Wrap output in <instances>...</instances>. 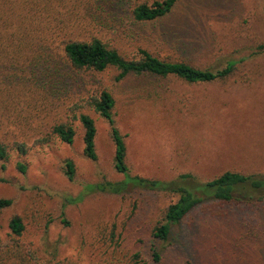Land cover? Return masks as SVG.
Returning a JSON list of instances; mask_svg holds the SVG:
<instances>
[{"label": "rangeland", "instance_id": "1", "mask_svg": "<svg viewBox=\"0 0 264 264\" xmlns=\"http://www.w3.org/2000/svg\"><path fill=\"white\" fill-rule=\"evenodd\" d=\"M28 1L26 10L46 19H15L13 25L66 26L71 35L97 36L124 58L144 48L198 68L237 64L212 81L148 74L116 81L114 67L97 73L60 66L61 48L52 43L41 52L32 33L29 51L41 58L29 64L19 48L0 85V137L8 149L0 160V198L11 200L0 213V264H264V200L197 205L172 227L158 262L149 255L158 243L151 229L176 195L94 191L77 200L86 183L122 178L114 169L110 125L86 102L97 88L114 97V124L132 174L171 180L189 173L207 180L225 170L264 173V50L258 49L264 0H179L152 21L134 19L135 0ZM46 59L59 66V76L47 75ZM79 113L95 122L94 161L83 153ZM69 121L71 143L50 135L53 124ZM67 160L75 167L72 180ZM14 215L24 225L20 235L8 225Z\"/></svg>", "mask_w": 264, "mask_h": 264}, {"label": "trees", "instance_id": "2", "mask_svg": "<svg viewBox=\"0 0 264 264\" xmlns=\"http://www.w3.org/2000/svg\"><path fill=\"white\" fill-rule=\"evenodd\" d=\"M178 1L154 0L148 4L135 0L131 13L134 19L139 21L160 19L168 15ZM29 2L28 0H0V85L5 83L3 80L4 75L2 74L9 68L8 64L11 59V62H15L13 53L17 52L19 48L27 52L26 60L30 64L41 58V52L51 49L50 45L52 43H55L56 47L61 48L62 56L57 58L62 63L60 66L65 64L72 71L97 73L104 71L108 67H114L118 71L115 77L116 81L123 80L131 74H148L159 77L175 75L190 83L212 81L216 78L229 76L235 70L237 64L236 60H229L220 69L198 68L185 61L160 59L144 48H138L131 58H124L115 48L108 46L97 36L78 37L71 35L74 31L69 32V28H66V26L46 23L39 24L40 27L24 26L21 23L17 26L13 25L11 22L15 19H24L27 22L34 18L40 22L46 19V17H37L36 13L27 11ZM38 11L41 12L40 9ZM56 20L58 22L62 21L61 18L57 19V17L54 21ZM32 33L36 34L34 38L39 43L37 49L41 50L37 55L34 54L35 49L29 51L32 47V42L29 40ZM258 49L264 50V43L259 45ZM49 61L46 59V62ZM42 65L47 75L59 76V66L55 67L52 62ZM47 75L44 74V77L47 78ZM86 102L110 125L111 138L114 144V169L122 175V178L119 180L103 179L95 183H86L83 186V192L77 197V200H81L85 193L94 191L120 195L128 194L135 190H145L177 196V199L165 208L162 218L152 226L151 235L158 242L149 249V255L154 262L161 260L160 245L161 248L166 246L165 244L170 237L172 227L180 223L197 205L205 201L243 202L264 200V173H242L234 170H225L207 180H199L196 176L189 173L179 174L175 179L171 180L154 179L132 174L126 162L124 137L114 124L112 110L115 100L112 93L106 88H97L88 96ZM75 118H78L83 128V153L88 159L94 161L97 159L94 119L87 113H79ZM50 135L57 136L62 142L71 143L75 136V128L70 121L57 122L51 126ZM3 141L0 137V160L5 161L8 158V149ZM15 144L17 149L24 151L22 143L16 142ZM17 165L24 170L23 164L17 163ZM74 170L73 162L67 160L65 174L69 180L73 179ZM10 204V199L0 198V213L2 209ZM8 225L11 232L16 235H20L24 229L21 217L18 215L12 216ZM137 258L138 255L134 254L132 261L136 262ZM185 264L193 263L187 260Z\"/></svg>", "mask_w": 264, "mask_h": 264}]
</instances>
